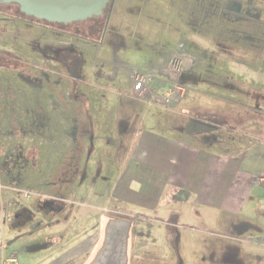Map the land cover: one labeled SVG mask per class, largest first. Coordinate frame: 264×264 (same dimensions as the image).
<instances>
[{"label":"rangeland","instance_id":"1","mask_svg":"<svg viewBox=\"0 0 264 264\" xmlns=\"http://www.w3.org/2000/svg\"><path fill=\"white\" fill-rule=\"evenodd\" d=\"M98 4L57 24L0 13V264H88L111 218L133 221L128 264H264V188L240 217L190 213L152 184L149 149L137 162L124 138L132 94L248 140L246 163L264 173V0ZM176 60V108L135 91L134 71L163 88Z\"/></svg>","mask_w":264,"mask_h":264},{"label":"crops","instance_id":"2","mask_svg":"<svg viewBox=\"0 0 264 264\" xmlns=\"http://www.w3.org/2000/svg\"><path fill=\"white\" fill-rule=\"evenodd\" d=\"M92 1L94 0H0V13L8 12L15 19L28 23L32 19L51 24L74 22L83 17L82 7L86 8ZM96 1L99 4L95 11H99L106 0ZM81 2H85L84 6ZM131 99L133 102L128 103ZM124 100L132 115L127 122L131 126L135 124L132 132L124 133V138H132L137 148L132 158L142 164L148 163L146 153L139 154L138 149H149L148 152L153 157L152 164L148 167L155 170L152 184H156L155 181L159 179L160 189L162 192L168 191L166 194L169 193L170 197L174 194L190 196L186 201L173 202L177 208L191 207L190 213H196L197 208L203 207L229 218L232 215L240 217L248 194L257 186L264 188V173L255 172L246 163L248 146L251 145L248 140L232 143L219 127L213 132L193 133L191 128L188 129L189 123L202 118L190 117L186 108L179 113L173 109L148 108L142 104L143 101L134 99L132 94L125 96ZM231 151L234 153H230ZM254 158L255 161L264 160L263 157ZM197 215L201 217L199 213ZM51 260L50 255L47 259L35 260L33 264H49Z\"/></svg>","mask_w":264,"mask_h":264},{"label":"built area","instance_id":"3","mask_svg":"<svg viewBox=\"0 0 264 264\" xmlns=\"http://www.w3.org/2000/svg\"><path fill=\"white\" fill-rule=\"evenodd\" d=\"M180 63V64H179ZM178 60L172 62L170 76L168 77L165 87H153L152 83L155 80V76L151 74H142L138 71H134L133 82L134 89L140 95L149 96L150 100L157 104L163 105L166 108H176L183 100L186 91L185 88L180 86V73L181 62ZM153 102V103H154ZM4 264H18L17 259H8Z\"/></svg>","mask_w":264,"mask_h":264},{"label":"water","instance_id":"4","mask_svg":"<svg viewBox=\"0 0 264 264\" xmlns=\"http://www.w3.org/2000/svg\"><path fill=\"white\" fill-rule=\"evenodd\" d=\"M131 227L132 222L127 219L109 221L103 245L90 264H128Z\"/></svg>","mask_w":264,"mask_h":264},{"label":"trees","instance_id":"5","mask_svg":"<svg viewBox=\"0 0 264 264\" xmlns=\"http://www.w3.org/2000/svg\"><path fill=\"white\" fill-rule=\"evenodd\" d=\"M32 22H33V19H32ZM0 59L2 60V59H4V57H1L0 56ZM2 65V64H1ZM156 83V81H153V84H155ZM212 124V122L209 120V119H202V120H198V119H194V120H192L190 123H189V125H188V129L189 128H191L192 129V132L193 133H199V132H213L216 128H218V126L217 127H215V126H212L211 125ZM208 125H210V126H208ZM188 198V197H187ZM187 198L185 199H182L181 198V196H179L178 194H176L174 197H173V199L175 200V201H185V200H187ZM138 219H141L140 217H138ZM110 220H112V218L111 219H109V221ZM108 221V222H109ZM131 222H132V227H133V221L132 220H130ZM132 227H131V230H132ZM104 233H105V231H104ZM130 233H131V231H130ZM129 239H130V236H129ZM130 241V240H129ZM257 243H260V244H264V240H255ZM102 242H103V240H102ZM102 245V244H101ZM101 248V246L99 247V249ZM98 249V250H99ZM98 250H97V252H98ZM96 251H95V254H93L92 255V257L90 258V261H89V263L88 264H90L92 261H93V259L95 258V256H96V253H97Z\"/></svg>","mask_w":264,"mask_h":264}]
</instances>
